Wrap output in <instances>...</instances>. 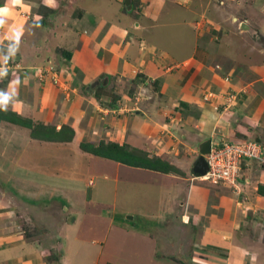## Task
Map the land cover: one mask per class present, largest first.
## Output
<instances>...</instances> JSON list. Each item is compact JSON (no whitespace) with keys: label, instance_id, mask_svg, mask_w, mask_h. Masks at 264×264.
<instances>
[{"label":"crops","instance_id":"0c3cea01","mask_svg":"<svg viewBox=\"0 0 264 264\" xmlns=\"http://www.w3.org/2000/svg\"><path fill=\"white\" fill-rule=\"evenodd\" d=\"M53 1V4L49 5L44 0H24V4L28 7L21 9L17 6L12 10L11 17L5 18L6 24L0 28V65L5 66H0L2 73L0 93L10 97L7 109L35 122L54 125L56 129L67 125L74 131L73 139L55 141L36 138L27 135V131L20 128L23 127L21 125L0 121V156L3 157L2 161H6L1 163L0 170L5 174L14 173L10 164L14 166L18 164L23 152L30 147L32 154L34 151L45 157L54 154L50 162L54 165L55 161L57 164L60 162L59 167L53 170L55 173L75 174L72 169L74 162H70L66 155L75 154L76 151L79 153L77 148H81L77 141L95 143L112 141L128 144L146 151L150 158L157 157L175 168V170L163 171L137 167L154 172L162 179L167 178L171 190L178 191L186 185V195L180 203L182 209L179 221H183L181 223L184 227L199 226L198 233L211 238L208 243H212L210 248L212 256L218 259L220 264H254V259L257 262L260 257L251 250L257 242L250 246V241L244 240L248 247L234 242V231L238 230L239 224L244 223V221L239 222L240 214L239 220L233 221L232 209L228 213L222 208L225 206L224 200L227 202L231 200L230 197H234L231 205L233 207V204L236 207H243L245 203L249 207L253 204L256 206L252 203L254 198L259 200L262 198L261 202L264 203V192L259 191L264 189V168L257 161L255 168L252 162L254 160L244 161L242 163L244 180H237L240 189V193L237 194L233 191L234 188L226 183L219 186L220 189H214L218 187L214 185L217 183L211 184L212 182L209 181L205 184L202 181L205 179L193 173V163L195 158L199 157L198 149L203 140L215 139L218 133L238 140L234 137V129L240 128V125L245 130L244 134H240L243 139L264 141V75H261L260 81L252 84L248 90L246 88L248 80L242 78L244 76L241 72H248L250 69L248 65L233 63L234 65L227 69L230 70L227 76L225 69V71L217 69L220 68L218 64L215 68L208 64V56L205 57L203 50L202 52L200 50V56L204 54L203 59L197 58L199 57L196 56L197 50H193L189 55L177 54L172 48L163 45V42L158 43L151 39L152 37L149 38L146 36L148 31L157 27V24L152 27L144 25L143 19L149 20L152 15L146 16L145 9L141 10V0L129 2L132 16L122 10L120 0ZM122 1L126 5L124 0ZM93 2L95 4H92ZM159 2L165 6L163 9L165 11L167 4L177 5L175 0H159ZM40 3L54 10L46 17L45 22L41 21L43 16H40L36 10ZM4 4L5 0H0V6ZM104 4L106 7L103 11ZM157 4L155 8L158 10ZM58 5H66L72 9L79 7L83 11V19L67 21L69 17L64 16L63 9L58 8ZM93 6L99 7L89 11V8H94ZM126 9L128 10V6ZM37 16L41 18L35 19ZM247 25H249L248 30L253 27L252 24ZM47 27L52 30L51 33L50 30L48 34L46 33ZM10 28L22 30L23 34L17 39ZM142 31H145V34ZM234 33L238 35L237 31ZM195 39L198 44L197 37ZM200 47L202 49L201 45ZM54 50L60 52L58 59L64 62V66H71L69 71L75 73V69H78L76 71L78 79L76 78L74 83L67 79V76L71 77L70 72H64V78L60 75L61 71L57 74L50 69L53 64L47 62L51 58L54 60L57 58L54 54V57L48 59V54L53 56ZM13 53L14 55L18 53L20 55L18 58L26 65L22 71L16 70L14 64L10 66L6 63ZM227 58L236 60L232 52ZM178 60L185 63L182 64ZM174 63L182 66L178 69L170 70L172 67L164 69L167 64ZM240 67L243 70L240 71ZM59 68L63 70L60 65ZM138 73L142 74L144 80L135 83L137 91L132 94L117 92L114 102L108 95L97 97L93 91L87 90L89 84L98 82L99 75L108 76L110 78L108 82L111 83L120 80L122 76L132 79ZM142 77L139 80H142ZM66 83L70 87L68 94L62 91V86ZM243 84L245 86H242ZM256 84L259 86L257 87ZM205 88L214 92L226 91L228 97L231 95L229 105L233 101L235 106H233L234 113L231 112L229 115L233 114L234 117L230 118L228 123L225 120L227 124H217L218 119L215 122L213 120L215 115L213 110L199 107L198 100ZM186 106L189 109H186ZM193 107L203 108L202 112L206 111L194 117L188 114V110ZM53 145L57 150H52L50 153L47 147ZM179 148L187 156L185 162L169 159L181 153ZM84 152L81 153L84 158L87 157L86 153L91 154ZM60 153L65 155L64 159H67L68 163L60 159ZM176 178L178 180H171ZM12 179L13 176L10 177L9 185L19 190L20 195H26L27 193L22 192V188L11 184ZM78 179L76 185L79 184L83 189L87 187L85 180ZM29 196L30 194L27 197ZM174 199L175 197L167 201V208L169 204L175 205L172 204ZM27 200L33 201V198ZM244 200L247 202H243ZM0 202L8 203L3 197L0 198ZM195 202L201 207L200 211L195 212L201 214L198 222L186 213L188 210L186 208L190 204L195 205ZM67 205L72 207V204ZM2 207L4 210L0 209V264H39L43 261L39 254L41 249L37 251L36 246L29 242L30 238L24 237V230L15 216V206L4 208L2 205ZM258 224L261 222L259 221ZM230 225H234V228ZM243 232L238 231L235 235L243 236L245 235ZM260 235L264 237L261 232ZM247 237H250V233ZM237 242L240 243L239 240ZM259 242L264 245L263 240ZM64 264L69 263L64 262Z\"/></svg>","mask_w":264,"mask_h":264},{"label":"rangeland","instance_id":"374dc122","mask_svg":"<svg viewBox=\"0 0 264 264\" xmlns=\"http://www.w3.org/2000/svg\"><path fill=\"white\" fill-rule=\"evenodd\" d=\"M120 2L122 10L132 16V11L125 10L123 1L120 0ZM175 2L179 5L178 7L167 4V11H165L163 10L165 6L159 0L140 1L143 7L141 10L145 9L146 16L152 15L149 20L143 19L144 25L152 27L157 24V27L148 31L146 36L152 37L151 39L158 43L163 42V45L172 48L177 54L189 55L193 50H197L196 56H199L197 58L203 59L205 54V57L208 56V64L214 68L218 64L220 68L217 69H225L227 76L230 73L227 69L233 66V63L248 65L250 67L248 72L241 71L242 67L239 68L244 76L242 78L248 80L246 85L248 90L252 84L260 81L261 75H264V0H175ZM155 4L159 6L158 10ZM64 6L58 5V8H62L64 16L69 17L67 21L83 19V11L79 7L72 9ZM93 7L88 10L92 11L99 6ZM102 7L104 11L106 4ZM36 10L40 16H43L41 19L43 22L54 11L41 3ZM241 23L252 24L253 27L249 30L242 29ZM48 30L50 29L47 27L45 30L47 34ZM234 31H237V36ZM142 32L145 34V31ZM142 32L141 35H143ZM200 50L204 52L202 56H200ZM55 51L53 56L48 54V59L54 57V54L57 58L56 60L51 58L47 62L50 65L53 64L50 69L57 74L61 71L60 75L64 78V72H70L71 77L67 76V79L74 83L78 69H75V73L69 71L71 66H64V62L58 59L60 52ZM230 52L234 54L235 61L227 58ZM18 56H20L18 53L15 55L13 53L6 63L10 66L14 64L16 70L22 71L26 65L22 64ZM59 65L63 70L59 68ZM181 66L179 63L167 64L164 69L169 67H172L170 70L178 69ZM139 74L141 73L136 74L132 79L122 76L120 80H114L111 83L107 80L106 84L103 83L107 87L106 90L116 95L117 92L135 93L137 86L133 82L141 76ZM97 79H104V75H99ZM63 86V93L68 94L69 84L66 83ZM93 86L98 88L100 85L97 82ZM201 94L198 100L199 107L213 110L214 122L218 119L216 123L221 125L227 124L230 118L233 119V114H229L234 113L235 103L232 101L233 103L231 102L228 106L229 99L226 91L214 92L205 88ZM63 96L61 95V99ZM203 108L193 107L188 110V114L197 117V114L199 116L205 113L206 110L202 112ZM239 127L234 129V137L240 141L244 140L241 135L245 130L241 125ZM20 128L27 131V135H31V129L24 126ZM220 134L223 133H218L217 137ZM79 143L77 141V144ZM260 143L263 144L264 141ZM47 149L50 153L52 150H57L55 145ZM77 150L79 153L76 151L75 154L66 155L70 162H74L72 169L75 174L55 173L53 170L59 167L60 162L57 164L55 161L56 166L50 162L54 154L45 157L39 153V150V154L36 151L32 154L30 147L23 152L18 164L15 166L10 164L14 173L5 174L3 170H0V198L3 197L8 202L5 204H3L4 201L0 202V209H3L2 205L4 208L6 205H9L6 208L10 205L15 206V216L24 230V237L30 238L29 242L36 246L37 251L41 249L39 254L43 261L39 264H64V262L69 264H220L218 259L212 256L210 250L212 243H208L211 238L200 235L199 226L184 227L181 223L183 221H179L182 209L180 203L186 195V185L174 191L170 189L171 185L167 183V178L162 179L154 172L134 166L129 167L124 163L118 165L116 161L88 153L84 158L81 153L85 152L78 148ZM178 150L181 153L169 159L185 162L187 156L180 148ZM59 156L60 159L65 158V155L61 153ZM2 159L3 157L0 156V165L6 162ZM67 159L64 160L68 163ZM196 160L197 158L193 164ZM251 160H254L252 162L255 168L256 159ZM243 168L242 164L237 180H244ZM12 176L11 184L22 188V192L27 193L26 195H20L19 190L9 185ZM23 176L25 180L22 181ZM77 178L85 180L87 187L83 189L79 184L76 185ZM259 179L262 181L261 178ZM202 181L206 184L210 180ZM222 184L224 183L214 184L218 186L214 189H220L219 186ZM237 187H233V191L239 194L240 190ZM29 194L30 196L27 197ZM173 197L175 199L172 204L175 205L169 204L167 208V201ZM32 198L33 201L27 200ZM230 199L227 202L224 200L225 206L222 210L230 213L232 209L235 218L232 217L231 220H239L240 214L239 222L244 221L238 225V230L234 231V242L247 247L248 244L244 240L250 241V246L257 242L251 250L260 257V259L257 257L258 264L261 262L264 264V245L259 242L263 240L264 243V237L260 235V232L264 235L262 198L260 200L254 198L252 203L256 206L251 204V207L246 203L243 207H236L235 204L233 207L231 205L234 197ZM196 202L195 205L190 204L185 212L198 222L201 214L195 212L200 211L201 207ZM67 204H72V209ZM248 213L250 217L252 215L250 219L247 218ZM259 221L261 224H258ZM233 226L230 225L231 228H234ZM238 231L241 233L244 231L245 235L236 236L235 233ZM248 233L250 237H247ZM255 261L254 259L253 263L257 264Z\"/></svg>","mask_w":264,"mask_h":264},{"label":"trees","instance_id":"16d2710c","mask_svg":"<svg viewBox=\"0 0 264 264\" xmlns=\"http://www.w3.org/2000/svg\"><path fill=\"white\" fill-rule=\"evenodd\" d=\"M124 9L126 10V6L124 5ZM137 80H135L134 84L138 81H143L144 78L142 74H139ZM142 77V80H139ZM110 79L108 76L104 75V79L98 80V84L100 86L94 87V84H89L88 91H93L94 95L99 97V95H111V101H116L117 95L114 93H110V91L105 90V81ZM105 84H104V83ZM96 84V83H95ZM103 89V90H102ZM105 90V91H104ZM132 94V93H131ZM185 105V104H184ZM186 109H189L186 106ZM0 121H7L14 124H18L24 127L31 129V136L41 139H51L55 141H71L73 139L74 131L71 127L67 125L60 126L59 129H56L54 125L44 124L42 122H35L30 118L22 117L21 115L7 109L0 110ZM79 147L86 152H89L93 155H97L100 157L108 158L117 162L124 163L126 165L135 166V167H143L148 169H161L163 171L175 170L172 165H169L167 162L161 161L157 157L150 158L148 153L144 150L137 149L128 144H118L112 141H99V142H80ZM261 188V186H260ZM261 193L264 192V189L259 190ZM252 217V215H251ZM249 213L247 214V218H251ZM50 256V255H49ZM50 259V258H49Z\"/></svg>","mask_w":264,"mask_h":264},{"label":"built area","instance_id":"2783aa9c","mask_svg":"<svg viewBox=\"0 0 264 264\" xmlns=\"http://www.w3.org/2000/svg\"><path fill=\"white\" fill-rule=\"evenodd\" d=\"M228 99L229 105L231 95ZM225 137L224 134H220L217 138L211 139L209 152L204 155L208 169L200 177L213 183L223 182L236 188L237 177L244 161L256 159L264 168V143L261 144L260 141L252 138L239 141Z\"/></svg>","mask_w":264,"mask_h":264},{"label":"clouds","instance_id":"9594fccd","mask_svg":"<svg viewBox=\"0 0 264 264\" xmlns=\"http://www.w3.org/2000/svg\"><path fill=\"white\" fill-rule=\"evenodd\" d=\"M46 4L52 5L53 0H44ZM19 6L21 9L28 7L24 4V0H5V4L0 6V28H3L6 24V17H11L12 10ZM41 17L37 16L35 19H40ZM241 27V26H240ZM13 34L18 39L20 35L23 34L22 30H13ZM2 75V73H0ZM10 102V97L6 94L0 93V110H7V105Z\"/></svg>","mask_w":264,"mask_h":264},{"label":"water","instance_id":"95a60500","mask_svg":"<svg viewBox=\"0 0 264 264\" xmlns=\"http://www.w3.org/2000/svg\"><path fill=\"white\" fill-rule=\"evenodd\" d=\"M126 6H128V10L130 9V0H124ZM242 29H248L247 25L244 23H241ZM210 139L203 140L199 145V157L197 158L194 166H193V173L196 176H203L207 172V163L204 158V155L209 152L210 149Z\"/></svg>","mask_w":264,"mask_h":264},{"label":"flooded vegetation","instance_id":"af4514ba","mask_svg":"<svg viewBox=\"0 0 264 264\" xmlns=\"http://www.w3.org/2000/svg\"><path fill=\"white\" fill-rule=\"evenodd\" d=\"M211 140V139H210Z\"/></svg>","mask_w":264,"mask_h":264}]
</instances>
